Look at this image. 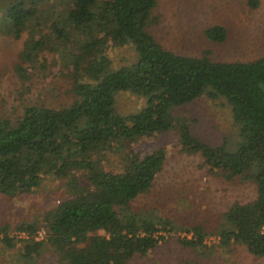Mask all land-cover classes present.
<instances>
[{"label":"trees","instance_id":"obj_1","mask_svg":"<svg viewBox=\"0 0 264 264\" xmlns=\"http://www.w3.org/2000/svg\"><path fill=\"white\" fill-rule=\"evenodd\" d=\"M45 2L11 0L0 11V34L20 39L34 25L39 31L25 42L16 75L27 84L47 61L40 53L56 54L70 84L68 102L56 108L37 102L14 117L0 116V193L13 202L54 177L68 198L41 222L17 224V232L28 236L21 248L9 225H2L3 264H44L47 254L56 264H132L156 253L166 241L161 232L168 223L132 206L153 189L166 151L132 152L119 172L106 162L122 142L170 132L178 134L187 153L202 156L201 167L210 174L256 186V199L231 206L216 233L219 248L241 245L253 257H264V56L227 63L214 61L208 52L187 56L165 49L150 32L158 23L157 0H56L67 15L43 33ZM248 6L258 8L259 0H248ZM205 34L217 43L227 39V30L218 25ZM124 46H133L138 58L114 68L107 50ZM123 91L144 98L145 106L136 114H119L116 95ZM206 94L230 105L242 139L235 152L202 142L175 116ZM41 229L45 237L36 238ZM190 233L182 245L206 247L204 225Z\"/></svg>","mask_w":264,"mask_h":264},{"label":"rangeland","instance_id":"obj_2","mask_svg":"<svg viewBox=\"0 0 264 264\" xmlns=\"http://www.w3.org/2000/svg\"><path fill=\"white\" fill-rule=\"evenodd\" d=\"M6 1V2H5ZM11 0H0V11ZM46 0L42 5L46 22L43 33L51 32V24L67 15L62 3ZM49 6H52L49 8ZM158 18L150 32L172 52L201 56L208 52L218 62H250L264 56V0L252 9L248 0H157L154 10ZM2 13L0 12V17ZM227 30L223 43L211 41L205 34L214 26ZM38 29L33 25L20 39L0 34V116L11 118L26 105L45 102L49 107H59L68 102L66 91L70 88L63 76L58 56L46 50L41 52L47 60L43 69L33 72L27 84L20 81L15 68L25 42ZM107 57L114 68L130 65L138 58L133 46L109 48ZM41 59V58H40ZM43 62V59H41ZM145 99L132 92L116 95V110L121 115L138 113L145 106ZM175 116L187 121L191 133L202 142L219 147L224 145L235 152L242 142L240 127L235 123L228 102L222 98L203 95L177 109ZM156 149L166 151V161L157 175L153 189L133 203V210L156 221H166L167 229L161 232L166 239L156 253L132 264H264V257H253L246 247L237 245L224 250L219 248L216 229L223 222L221 215L236 203H251L257 196L253 183L228 182L210 174L201 167L200 154L187 153L176 132L144 138L137 142H122L108 156L107 167L113 172L123 169L132 152L149 153ZM83 185H88L83 174H78ZM63 182L48 177L38 190L21 199L9 202L0 193V228L10 227V237L20 248L28 236L17 232L16 226L23 221L41 218L47 211L67 199ZM205 226L206 247L189 248L181 244L184 234L199 226ZM2 232L0 231V238ZM45 237L40 230L36 238ZM44 264H56L53 255L47 254ZM0 258V264L3 261Z\"/></svg>","mask_w":264,"mask_h":264},{"label":"built area","instance_id":"obj_3","mask_svg":"<svg viewBox=\"0 0 264 264\" xmlns=\"http://www.w3.org/2000/svg\"><path fill=\"white\" fill-rule=\"evenodd\" d=\"M185 235V237H188V238H191V234L189 235V234H184Z\"/></svg>","mask_w":264,"mask_h":264}]
</instances>
